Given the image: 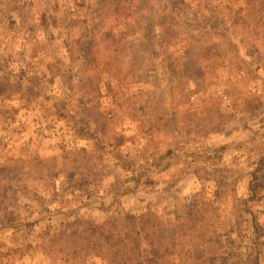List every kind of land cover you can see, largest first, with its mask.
Returning a JSON list of instances; mask_svg holds the SVG:
<instances>
[{
    "label": "rangeland",
    "instance_id": "rangeland-1",
    "mask_svg": "<svg viewBox=\"0 0 264 264\" xmlns=\"http://www.w3.org/2000/svg\"><path fill=\"white\" fill-rule=\"evenodd\" d=\"M131 1L0 0V264H264V212L257 231L245 209L264 153V0ZM82 51L111 53L115 80L99 61L88 74L104 77L107 116L94 106L83 115ZM255 98L261 109L249 112ZM219 113L226 134L215 128ZM229 113L255 125L232 132ZM83 117L91 129L79 135ZM256 126L259 142H238ZM188 134L213 148L193 154L195 174L183 187L162 180L174 206L150 211L149 221L134 211L135 223L99 241L100 210L114 188L108 175L82 182V165L96 158L97 168L118 169L120 156L150 167ZM79 221L88 226L80 236ZM87 229L95 242L75 252Z\"/></svg>",
    "mask_w": 264,
    "mask_h": 264
},
{
    "label": "trees",
    "instance_id": "trees-1",
    "mask_svg": "<svg viewBox=\"0 0 264 264\" xmlns=\"http://www.w3.org/2000/svg\"><path fill=\"white\" fill-rule=\"evenodd\" d=\"M136 3H137L136 1L133 0L131 1V5L133 6L136 5ZM97 25L100 27L99 23H97ZM109 31L110 29H104L102 26L101 29L99 30V32H101L103 37H107L106 32ZM80 59H81L80 69L85 73H81L79 75V86H81L83 90H87L86 91L87 100L86 102H81V103L83 106L86 105V108L89 112L87 113L84 111V114L83 113L82 114L85 116L92 115L93 111H90V107L94 106L93 108L97 107L102 114L107 116L108 115L107 111L101 110L100 107L102 102L101 101L102 95L99 92L100 90L99 88H101L99 85L101 84L104 85V77L102 75H97L96 78L92 79L91 77H89L88 74L91 71L96 72L98 69V65L100 67L103 65L105 74H107L106 78H108V80L111 79L115 80L117 76V71H116V67L114 66V63L112 62L111 53L103 55L101 59L99 57L94 56V53L92 51H82V53L80 54ZM97 61L99 62L96 67ZM85 81H90V82L88 84L86 83L83 84V82ZM91 94H94V97ZM261 103L262 102L260 98H255V100L250 99L249 101H247L246 106H248V108L251 107L254 108L252 110H248L249 112L251 111L255 112L257 111V109H261ZM217 109L222 110L220 108ZM228 115H229L228 121L231 120L232 118L234 120L232 124L233 129H235L236 127L244 126V129L242 130V132H244L250 129V127H252L253 125H255L254 123L249 122L248 121L249 119L245 120L241 118L239 114H238L239 120L235 119L232 113H229ZM218 118H221V120H218L215 126V128L218 127L217 133L220 135L222 133L226 134L227 132H224V130L222 129V125L221 126L219 125L222 122H225L224 120L227 118V116L223 115L222 113H219ZM81 124L83 129L79 131V135L83 134L84 128L91 129L90 123L85 117L81 119ZM254 129H259V127L256 126L252 128V130ZM212 138H213L212 133L206 135V139H212ZM176 141H180V140H176ZM187 143L189 144V140L186 139L185 140L181 139V142L176 145L170 143L166 147L167 148L166 151H164L163 153L159 152V157L156 158L154 163L153 162L151 163L152 166L150 167L147 165L135 166L134 163L130 161V158L122 159L120 156L118 157V159L120 158L119 159L120 165H118L120 167H118V169L116 167L114 168L111 167L112 165L114 166V162H112V165H110L108 162H105V164L99 163V167L97 168L96 162L98 160L96 158L89 160L87 165L84 164L82 165L79 171L80 174L83 175L82 182L89 180L88 178H86V176H94V177L99 176L98 178L99 180H101L103 179V177L108 175L111 181V185L113 186L112 188H114L113 190L114 192L112 193L111 200L110 201L104 200L102 207L103 209L100 210L102 212L100 213V218L105 217L106 219L105 220L102 219L101 225H99L100 228H102V230H97L99 241H104L106 239L108 240L110 234L112 233L111 231L114 232V230L117 229V227L121 225L129 226L135 223L134 221L135 216L133 215L134 211L139 212V216H140L139 218L141 220L149 221L151 220L152 217V215L148 216V214L151 213L150 211H157L160 209L161 206L162 208L169 205L174 206L173 201H170L168 197L169 194L176 197L174 195L175 193L174 189L172 187H162L157 182V179H159L161 176L172 174L177 177L180 176L178 177L180 181L179 182L180 187H183L184 181L187 183L186 178L190 182V180L193 178V174H195L194 168L191 167L194 162L192 160L188 161V163L185 164L186 165L185 166L184 160H178L180 154L182 153L184 154L185 151H187ZM258 146L259 144L254 147V150H257ZM159 148L161 147L159 146L158 149ZM203 148L212 152L211 148L213 147L204 146L203 144H201L200 147L197 146V150L199 151H202ZM191 149H193V147L189 146V150ZM126 157L128 158V156ZM188 166L190 167L189 170L187 169ZM92 170L96 172V174H94ZM42 173L44 175V177L41 178L42 181L44 180L48 181L46 179V176L50 174V169L44 170L42 171ZM189 174H192V176L189 177L190 176ZM34 178L36 180V176ZM7 179L9 180V178ZM38 181H40V179L37 180V182ZM194 181H196V179ZM250 181H251L250 184L251 192L249 196L246 198V207H245L246 211L250 214L249 215L250 217H246V220L249 219L252 226H255L258 231L260 224V222H258V219L260 218V216H262V213L264 212V208L258 207L255 209L254 204L257 203L258 201H262L264 205V153H262L260 157L259 167L258 168L256 167V169L251 173ZM257 184H260L262 187H259ZM68 186H69L68 184L65 186H60V185L57 186L55 188L56 194L54 195L53 198L56 199L57 197L63 195L65 191L69 189ZM79 193H81V195H79V199L83 200L84 193L81 190H79ZM167 200L169 201L170 204L165 203ZM141 204H142V208L139 210L138 207ZM61 213H64L63 209L61 210ZM79 218L81 217L79 216ZM78 225H79V236H80V234L83 233L84 227L87 228L88 226L82 225L81 221H79V224H77V226ZM183 225L185 226V224ZM77 226L75 224L71 228H69V231L71 233L69 234L70 236L77 235L76 234V231L78 230ZM88 229L85 230L84 232L87 231L88 233H90ZM90 234L91 236L89 240L87 239L84 243L80 244L79 248L75 249V252L82 250L81 253L83 252L86 253L89 246L93 245V243L96 240V235L95 233H90ZM259 235L260 233L258 232V236Z\"/></svg>",
    "mask_w": 264,
    "mask_h": 264
},
{
    "label": "crops",
    "instance_id": "crops-1",
    "mask_svg": "<svg viewBox=\"0 0 264 264\" xmlns=\"http://www.w3.org/2000/svg\"><path fill=\"white\" fill-rule=\"evenodd\" d=\"M249 122H251V121H249ZM264 124V123H263ZM249 127V126H248ZM262 128H264V127H262ZM244 129V126L242 127H236L235 129H233L232 130V132H237V134L239 133V132H241L242 130ZM254 133H255V136H252V137H249V138H247V139H237L238 140V142H242L243 140H249V141H258L259 142V140L256 138V137H258V133H259V129H254ZM231 135V134H230ZM229 135V136H230ZM193 137H194V135H192V134H188L187 135V137H186V140H189V144L187 143V151H185V153L183 154H180V156L178 157V160H188V161H193L194 162V160L195 159H193L194 157H193V154H196V153H198V154H201L202 153V156L203 157H206V155H209L211 152L210 151H208V150H206L205 148H203L202 149V151H199V150H197V146L198 147H200V145L201 144H203L204 146H209V147H211L212 145H211V143L208 145V144H206V141L205 142H200V141H196L195 139H193ZM173 138H178V137H176L175 135L173 136ZM206 140V134L205 133H199L198 134V139H200V140ZM210 141V140H209ZM181 142V140L180 141H173V142H171V144H173V145H176V144H178V143H180ZM211 142V141H210ZM217 142V145L215 146V148L217 149V147H218V145H220V143L218 142V141H216ZM189 146H192L193 147V149H191V150H189ZM220 150V149H219ZM208 151V152H207ZM206 160H204V165H206ZM188 163V162H187ZM186 162L184 163V165L185 164H187ZM186 166V165H185ZM187 169L189 170L190 169V167L188 166L187 167ZM204 169H205V167H204ZM178 177H180V176H178ZM178 177L177 176H175V175H172V174H168V175H164V176H161L159 179H157V182L162 186V187H167V186H170V185H168V184H164L163 182H162V180L163 179H166V178H169V179H172L173 180V184L174 185H180L179 184V179H178ZM47 182V181H46ZM51 182V181H50ZM58 198V197H57ZM56 198V199H57ZM62 198V197H61ZM56 199H54V200H56ZM53 200V201H54Z\"/></svg>",
    "mask_w": 264,
    "mask_h": 264
}]
</instances>
